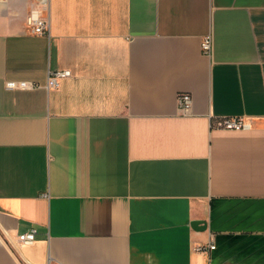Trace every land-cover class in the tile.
Segmentation results:
<instances>
[{"label": "crops", "instance_id": "obj_1", "mask_svg": "<svg viewBox=\"0 0 264 264\" xmlns=\"http://www.w3.org/2000/svg\"><path fill=\"white\" fill-rule=\"evenodd\" d=\"M33 1L0 0V264H264V0H49V34Z\"/></svg>", "mask_w": 264, "mask_h": 264}, {"label": "built area", "instance_id": "obj_2", "mask_svg": "<svg viewBox=\"0 0 264 264\" xmlns=\"http://www.w3.org/2000/svg\"><path fill=\"white\" fill-rule=\"evenodd\" d=\"M49 7V0H34L31 11L26 18V25L30 33L33 34H49L50 19L46 11ZM213 36L207 34L203 37L201 42L202 51L208 55L212 53ZM72 71L70 69H57L50 70L47 77L46 86L52 88L58 85L60 79L71 76ZM7 86L32 88L38 86L35 81H8ZM178 106L180 111L189 112L192 106V95L189 92H180L178 94ZM216 126L226 129H243L250 127V123L243 117H223L217 120ZM37 229H32L28 232H23L18 235V241L20 243H31L36 238ZM214 244H210V248H214ZM203 246H196L197 250H201Z\"/></svg>", "mask_w": 264, "mask_h": 264}]
</instances>
